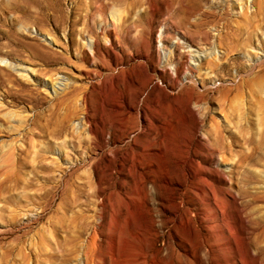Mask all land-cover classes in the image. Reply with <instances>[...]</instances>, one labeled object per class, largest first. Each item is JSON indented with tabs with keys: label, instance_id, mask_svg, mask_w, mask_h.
Wrapping results in <instances>:
<instances>
[{
	"label": "rangeland",
	"instance_id": "obj_1",
	"mask_svg": "<svg viewBox=\"0 0 264 264\" xmlns=\"http://www.w3.org/2000/svg\"><path fill=\"white\" fill-rule=\"evenodd\" d=\"M104 1L110 2L108 8L89 16V25L100 35L99 43L93 45L94 33L85 31L78 36L79 44L85 46L82 56L76 44L71 43L69 47V30L79 12L76 7L85 4L84 0L78 3L61 0L65 10L61 16L66 17L67 23L58 31L51 23L41 22L44 15L31 17L39 21L31 23L27 19L17 21L14 18L17 13L0 12V36L6 32L15 36L18 30L24 42L18 45L6 44V38L0 41V178L18 174L34 182L32 186L11 192L15 197L22 194L19 200L22 206L16 212L19 215L15 234H25L23 245L39 250L50 222L57 218L55 210L61 201V183L48 204H40L42 191L38 186L46 172L40 168L37 156L45 152L46 163L54 158L61 166L52 173L56 178L70 163H77L74 178L85 183L86 194L77 197L74 210L90 206L86 213L91 216V227L64 264H200L199 238L193 229V234L187 233L184 208L178 206L181 192L186 188L183 169L192 173V161L176 154L173 147L188 142V130L194 134L193 148L202 142L201 123L196 118H184L188 116L187 97L192 94L200 98L203 106L211 108L212 115L222 125H230L232 132H225L229 139V135L237 138L233 155H226V164L202 156L197 159L212 169H226L232 167L239 154L249 153L251 158L244 162L243 170L250 175V187L260 191L261 200L255 202L254 207L258 215L262 213L260 216L264 217V28L252 35L251 42L225 55L224 44L217 37L221 29L214 30L212 22L202 25L203 31L212 34L210 41L216 50L213 53L201 45L198 38H191L184 28L170 21L167 0ZM213 1H206L203 8H209ZM250 1L249 11L254 9ZM240 10L237 5L230 17H236ZM118 15L127 26L115 32L112 29L114 22L120 21L115 19ZM212 18L217 17L208 19ZM72 27L77 25L72 24ZM101 30L107 31V37ZM51 49L63 53L64 57L51 55L48 52ZM93 50L96 51L94 57ZM194 54L201 57L196 59ZM214 54L218 64L208 65L207 59ZM46 58L51 61L47 62ZM1 74L12 82H4ZM175 75L178 80L172 83L171 77ZM112 81L124 90L126 119L128 117L124 122H118L111 114L116 110L115 95L109 88ZM53 83H56L57 93L52 88ZM73 87L76 89L63 99L61 96ZM56 103L61 111L67 106L73 113L67 134L59 138L46 136L38 127L48 122ZM141 124L146 127L142 138L163 139L167 145L165 153L156 149L143 152L136 141ZM79 135L83 139L93 138L94 144L89 148L73 147V140H79ZM63 139L70 143L61 150L58 146ZM44 145L53 150L41 149ZM19 148L29 149L24 154L27 164L23 167L17 164ZM140 160H146V164L140 165ZM162 165L167 168L162 170ZM138 171L145 174L147 185L144 188L147 186L148 194L145 201L138 184ZM149 178L154 181L152 187ZM215 180L221 187L229 184L218 177ZM75 190L76 184L68 200L77 193ZM101 198L105 207L97 232L94 223L98 222V217L94 211ZM2 204L6 202L0 199V206ZM28 215L42 217L26 227L23 223ZM2 217L0 237L10 227ZM59 234L49 238L48 244L53 250H60L58 243L66 233ZM11 239L8 236L4 244L13 243ZM34 259L31 255L29 263L34 264ZM58 263V260L46 262Z\"/></svg>",
	"mask_w": 264,
	"mask_h": 264
},
{
	"label": "bare ground",
	"instance_id": "obj_2",
	"mask_svg": "<svg viewBox=\"0 0 264 264\" xmlns=\"http://www.w3.org/2000/svg\"><path fill=\"white\" fill-rule=\"evenodd\" d=\"M73 1L78 3L80 0ZM84 1L85 4L82 3V5L76 7V10L79 12L75 15V19L72 20L69 30V47H72L71 43L76 44L77 52L81 54V56L85 53V46L79 44L78 36L81 37L85 31L91 34L95 32L93 29L94 27L89 25V16L91 17L102 13L110 4L109 1L104 0ZM167 1L170 9V21L184 28V32L189 34L191 38H198L200 44L212 52H216L210 41V36H212V34L206 30L203 31L202 25H208L210 24L209 22H212L214 30L221 29L217 37L219 42L224 44L225 55L229 50L251 42L252 35H254L256 31L264 28V0H251L253 1L251 4L254 7L251 11L248 10L249 0H215L213 1V5H216L217 8L219 7L218 10L212 9V4H210L212 7L209 5V8L204 9V3L208 0ZM237 5H239L241 10L236 14V17L232 18L230 15ZM92 8L95 9L94 12H92ZM3 11L12 12L14 14L17 13L14 17L17 21L20 19H27L28 21L31 20V23L39 22L33 21L30 19L31 17L35 18L37 15H44L41 22L44 24L51 23L55 31H58L59 28L67 23L66 17L63 18L61 16V12H65L61 0H0V12ZM82 11H84V13H82ZM193 15L196 16L191 19ZM211 16H216L217 18L209 20L208 18ZM115 19L116 21L120 20L113 24L114 28L112 27V30H115V32H117L119 28L127 26L125 22L121 21L122 17H119V15ZM72 24H76L77 27H72ZM78 25L82 26L79 27ZM187 25L190 26L187 27ZM102 30L100 33L107 37V31ZM20 35L21 33H19L18 30L15 31V36L6 32V34L0 36V41L6 38V44L22 45L24 42L22 41V36V39H20ZM99 36V33H94V35L91 36L92 39L94 38L93 45L99 43ZM187 41V43H191V41ZM85 45H88V43L86 42ZM89 45L91 47V43H89ZM41 52L43 54L47 53V51ZM48 52L51 53V55H57L56 57H64L63 53L54 50ZM43 54H41V56L45 57ZM95 55L96 51L94 52L93 50V57ZM194 56L197 59L201 57V54L197 56L194 54ZM45 60L47 62L51 61L49 58ZM207 64L212 66L218 64L216 54L207 59ZM1 75L4 82H12L9 77H4L5 74ZM171 78L172 83L178 80L176 75ZM186 78L188 79V77ZM118 86L119 85L113 81L109 86L110 90L115 95L114 99L116 105V110L111 114L117 118L115 120L118 122H124L128 119V117L126 119V102L124 90L121 91ZM52 88L56 93L58 92L56 83L52 84ZM75 89L76 87H73V90L65 92L61 97L64 99L65 96H68V93L73 92ZM200 102V98L197 99L192 94H188V116L184 118H196V120L201 123L203 126L201 132L202 142L195 145V148H193L191 144L194 134L191 130H188L186 135L188 142L184 141L186 142L185 144L179 146L175 145L173 147L176 154L183 156L185 160L191 159L192 161L190 164L192 173H189L185 167L183 169L186 188L181 192L182 199L180 203H178V206L184 208L185 214L183 222L185 223L186 231L189 234H193L194 230L199 238L200 264H264V217L262 218L260 216L262 215L260 212V215H258V209L254 207V203L261 200V195L257 187H250V175L246 170H243L244 162L249 160L251 155L247 152L238 153V159H233L234 162L232 167L226 169L219 167L212 169L197 159V157L202 156L206 160L216 159L219 164H223L227 160L226 155H233V146L237 139L233 138L231 135H229V139L225 132H232V130L229 129L230 125H228V123L222 125L221 122L212 115L211 108L209 106H203ZM59 106L60 105L56 103L55 109L52 111L48 122L43 126H38L46 136L59 138L67 134L69 118L73 113L67 106L63 107L61 111ZM139 115H137L138 118L141 117ZM145 118L147 119V116ZM225 119L227 120L226 117ZM95 126L98 127L96 124ZM101 131L104 133L103 128ZM143 132H146V127L141 124V132L137 134L136 141L139 146L141 145L140 147L143 152H147L149 149H156L163 153L164 150L167 149V145L163 139H158V137L142 138ZM78 138L80 139L77 141L73 140V147L77 149L79 147L89 148L94 144L93 138L84 137L86 139H83L81 136ZM246 141L247 139H245V142ZM69 143L70 140L63 139L58 148L62 150ZM96 143L97 142H95V144ZM20 148L17 164L18 167H23L27 164V159L24 157V154L26 155L29 149ZM41 149L50 151L53 150V147L50 149L49 145H44ZM43 153L44 154L37 156L40 168L46 172V174L41 177L43 178V182L38 186V190L42 191V193L39 194V198L41 199L40 204L46 206L52 198L55 188L58 187V183H61V201L55 210L57 218L50 222L49 232L43 235L42 247H40L39 250L34 251L32 248L24 246V239L22 240V237L25 234H15V226L19 215V213L16 212L18 208L20 209L22 206L19 204V200H22V194L21 196L16 195L17 197H15L11 192L21 187L25 188L32 186L34 182L31 179H23L18 176V174L11 175L8 179L0 178V199L6 202V204L0 206V217L3 215V221L10 225L9 228L3 231L4 235L0 237V264H30L29 258L31 255L35 258L34 264H46V262H51V260H58V264H64V262L75 253L80 238L84 236L91 227V216L86 213L90 210V206L86 205L87 209L80 208L74 210L77 197L86 194L85 183H79L74 178L77 163H70L67 168L61 170L59 178H56L52 173L61 168L60 164H58L54 158H51V160L46 163V154L45 152ZM81 164L85 165L86 163L81 161ZM143 164H146V160H140V165ZM224 164H226V162ZM165 168H167L166 165H162V170ZM150 173H152V171ZM163 174L166 175V172ZM216 177H218V180L229 182L228 186H219L215 180ZM144 179L145 174L139 172L138 184L139 188L142 189L141 192L143 193L142 195L145 201L148 198V194L145 191L147 186L144 188V185H147ZM151 181L152 178H149L148 182ZM75 184V191H77V193L68 200L67 197ZM153 185L154 181L151 182V187ZM11 206H13V208H11ZM104 207L105 201L104 198H101L99 199L98 209L96 208L94 211L95 215L98 217V222L96 224L94 223L95 231L97 232L103 220ZM25 215L27 214L23 216ZM41 217V215L35 217L28 215L23 224L29 227ZM194 220L195 224H193ZM61 232L66 234L62 236V241L58 243L60 250H53L49 247V238H52L54 234L60 235L59 233ZM8 236L12 237L11 240L13 243L4 244V239ZM69 242L71 243L69 247L62 248Z\"/></svg>",
	"mask_w": 264,
	"mask_h": 264
}]
</instances>
